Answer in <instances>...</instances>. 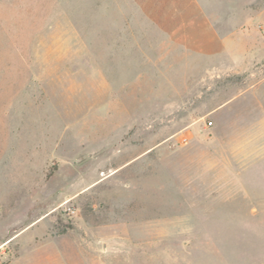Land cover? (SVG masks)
Returning a JSON list of instances; mask_svg holds the SVG:
<instances>
[{
	"label": "rangeland",
	"instance_id": "obj_1",
	"mask_svg": "<svg viewBox=\"0 0 264 264\" xmlns=\"http://www.w3.org/2000/svg\"><path fill=\"white\" fill-rule=\"evenodd\" d=\"M0 264H264V0H0Z\"/></svg>",
	"mask_w": 264,
	"mask_h": 264
}]
</instances>
